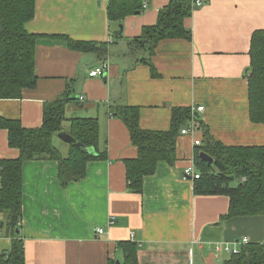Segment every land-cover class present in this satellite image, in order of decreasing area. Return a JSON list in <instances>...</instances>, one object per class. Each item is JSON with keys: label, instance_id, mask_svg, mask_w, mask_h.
I'll list each match as a JSON object with an SVG mask.
<instances>
[{"label": "crops", "instance_id": "obj_1", "mask_svg": "<svg viewBox=\"0 0 264 264\" xmlns=\"http://www.w3.org/2000/svg\"><path fill=\"white\" fill-rule=\"evenodd\" d=\"M142 1L141 12L113 22L109 0H36L35 17L26 28L38 36V81L20 98H0V117L41 127L45 104L68 93L66 116L99 119L100 148L106 146L107 158L89 161L86 176L67 187L60 183L57 161L23 163L20 231L26 264L123 263L120 241L136 243L138 264H225L232 254L215 251L216 244L245 237L249 243L264 242V215L222 219L230 198L196 195L194 180L185 177V168L194 163V137L203 140L202 130L195 136L180 134L176 161L158 162L156 171L144 178L143 192L134 193L124 160L138 151L123 120L110 115L113 105L137 106L143 129L168 130L173 108L204 106L194 117L219 141L264 145V124L250 119L246 76L252 34L264 29V0L194 4L185 19L191 40L160 41L152 56L155 74L139 61L146 52L131 40L156 24L171 0H149L146 8L147 0ZM65 37L106 42L108 53L72 50ZM102 62L108 64L106 75L89 76ZM56 146L63 154L69 151V146ZM19 155L18 148L9 146L8 131L0 128V159ZM100 227L104 232L98 234ZM11 242L0 222V257Z\"/></svg>", "mask_w": 264, "mask_h": 264}, {"label": "trees", "instance_id": "obj_2", "mask_svg": "<svg viewBox=\"0 0 264 264\" xmlns=\"http://www.w3.org/2000/svg\"><path fill=\"white\" fill-rule=\"evenodd\" d=\"M143 10L142 0H109L108 16L113 22ZM194 10V0H171L160 10L156 24L145 26L142 35L131 40L136 49L146 55L139 61L149 64L155 74L152 56L159 42L170 38L191 40L185 19ZM36 14V0H0V98H20L25 88L37 84L35 69L37 34L27 30L26 24ZM122 35L116 30V37ZM72 50L94 52L101 56L108 53L106 42H92L65 37ZM251 64L247 73L249 114L252 122L264 124V29L256 30L251 38ZM68 93L49 101L44 106L41 127H25L20 120L0 117V128L8 131L10 147L18 148L15 159H0V213L6 215L5 226L12 237L10 248L0 257V264H26L25 244L22 237L23 179L22 166L27 160L51 159L58 162V175L63 187L82 180L87 164L92 160L106 159V146L100 148V122L97 117L66 116ZM110 115L123 120L129 129L137 156L125 159L129 188L142 193L144 178L156 171L158 162L176 161V147L181 129L192 118L190 107L172 110L168 130H148L140 126V108L129 104L110 107ZM197 120V119H196ZM68 121V124L66 122ZM198 122V121H197ZM203 131L201 145L195 149L194 164L200 177L194 180L196 195H225L230 198L228 212L222 219L237 216L264 215V145H227L214 137L209 128L198 122ZM67 130L76 142L96 150L95 155L68 143L69 151L63 154L54 138ZM205 152L214 159L213 164L203 160ZM123 249V263L109 259L108 264H138L136 243L118 242ZM225 264H264V242L247 243L238 254H232Z\"/></svg>", "mask_w": 264, "mask_h": 264}, {"label": "built area", "instance_id": "obj_3", "mask_svg": "<svg viewBox=\"0 0 264 264\" xmlns=\"http://www.w3.org/2000/svg\"><path fill=\"white\" fill-rule=\"evenodd\" d=\"M148 2L149 0H147L144 4V7L146 8L148 6ZM203 2L202 0H194V4L196 6H199L201 5ZM108 67V64L106 62H102L99 66L97 67H94L92 68L90 71H89V76L91 77H96V76H103L105 74V71ZM83 99V98H81ZM204 110V106H198L197 108H193L192 109V119H191V122L184 126L182 129H181V134L183 135H186V134H189V135H193L195 136L196 133L200 130L199 129V126H198V122L196 121L195 117H194V113L195 111L199 112V111H203ZM194 144L196 146H199L201 145V139L200 138H196V136L194 137ZM184 173H185V177L186 178H189V179H193L195 180L196 178H199L200 177V173L198 172V170L196 169L195 167V164L192 163L190 165H188L185 170H184ZM98 232V234H101L104 232V228L100 227V228H97L96 230ZM249 243V240L247 237L241 239V240H236V241H233V242H228V243H224V244H216L214 246V250L217 251V252H221V251H226L230 254H238L240 252V247L239 245L240 244H247Z\"/></svg>", "mask_w": 264, "mask_h": 264}, {"label": "water", "instance_id": "obj_4", "mask_svg": "<svg viewBox=\"0 0 264 264\" xmlns=\"http://www.w3.org/2000/svg\"><path fill=\"white\" fill-rule=\"evenodd\" d=\"M121 29H122V25L120 26ZM106 75V74H104ZM196 116L199 115L198 112L195 113ZM58 137H60L63 141H65L66 143H76V145L81 148L82 150H85L87 151L88 153L92 154V155H95L96 153V150L94 148H91V147H86L84 144L80 143V142H76L75 141V138L69 133L67 132L66 130H62L58 133ZM200 157L205 160V161H208V163L211 165L213 164L214 162V159L209 156L207 153L205 152H201L200 153ZM1 225H3V223H1ZM20 230L18 229L17 232H19ZM118 263H120V261H118Z\"/></svg>", "mask_w": 264, "mask_h": 264}, {"label": "rangeland", "instance_id": "obj_5", "mask_svg": "<svg viewBox=\"0 0 264 264\" xmlns=\"http://www.w3.org/2000/svg\"><path fill=\"white\" fill-rule=\"evenodd\" d=\"M55 144L58 145L61 149L65 150L66 149V146H69L68 143H66L65 141H63L60 137H55V140H54ZM0 216H1V223H5L6 222V215L3 213L1 214L0 213Z\"/></svg>", "mask_w": 264, "mask_h": 264}]
</instances>
